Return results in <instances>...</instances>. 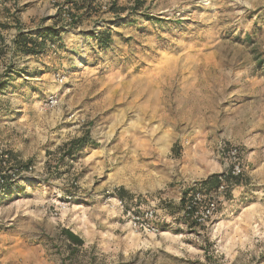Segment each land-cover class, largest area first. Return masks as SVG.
I'll use <instances>...</instances> for the list:
<instances>
[{
  "label": "rangeland",
  "instance_id": "rangeland-1",
  "mask_svg": "<svg viewBox=\"0 0 264 264\" xmlns=\"http://www.w3.org/2000/svg\"><path fill=\"white\" fill-rule=\"evenodd\" d=\"M0 2L13 18L21 10L22 30L47 19L67 30L60 48L20 58L14 20L0 21V146L36 165L0 199V264L264 258V63L254 53L264 60V0H114L107 11L83 0ZM232 149L239 185L206 228L188 225L181 199L225 172ZM118 190L156 210V233L122 218ZM62 229L83 244L70 252Z\"/></svg>",
  "mask_w": 264,
  "mask_h": 264
},
{
  "label": "built area",
  "instance_id": "built-area-1",
  "mask_svg": "<svg viewBox=\"0 0 264 264\" xmlns=\"http://www.w3.org/2000/svg\"><path fill=\"white\" fill-rule=\"evenodd\" d=\"M87 3L96 4L100 11H107L114 0H83ZM66 8V7H65ZM59 16L63 24H70L72 17L64 10ZM58 28V25H56ZM59 77V76H58ZM54 103L52 97L46 102L45 106ZM230 164L225 172L220 173L219 184L216 189L205 192L199 188L189 191L185 196L184 207L181 210V216L185 220L193 223L197 228H206L219 213L220 203L223 202V195L227 192H233L239 185L232 181L225 180V175L230 173L232 176L242 177V167L239 163L238 154L235 149L227 152ZM36 173L35 164H24L19 158L13 157L6 148L0 146V191L5 186L13 185L21 176L31 177ZM113 207L117 208L128 224L141 233H156L158 231L157 212L147 205L134 201H128L124 197L114 196Z\"/></svg>",
  "mask_w": 264,
  "mask_h": 264
},
{
  "label": "trees",
  "instance_id": "trees-1",
  "mask_svg": "<svg viewBox=\"0 0 264 264\" xmlns=\"http://www.w3.org/2000/svg\"><path fill=\"white\" fill-rule=\"evenodd\" d=\"M60 31L61 29L57 28L56 26H45L44 28H41V30L35 33L22 30L21 28V31H18V33H16L15 37L12 40L13 47L18 53H21V55H29L33 57H37V55L43 52H47V51L53 52L54 49L60 48L62 45V38H61ZM108 38L109 36L106 33H103L101 35L97 34V41L102 48H107L108 42H109ZM254 53H255V60L257 61V63L259 65L263 64L264 60L260 58L258 53L256 52ZM1 88H2V84H0V89ZM83 145H85V142H84L83 136H81L74 140H71L69 144L67 145V150L70 153L76 152ZM220 175H221L220 173H213L207 176L205 179L194 183L190 191L194 190L195 188H199L201 190H204L205 192H210V191L215 190L217 185L220 182L219 180ZM225 180L232 181L235 184H238L240 182L239 178L232 176L230 173L225 175ZM13 187L14 185L5 186L0 191V199L2 197H6L7 193H9V191ZM117 195L118 197H121V198L124 197L122 195V191L120 190H118ZM182 201L183 203H181V210L184 207L185 197L181 199V202ZM181 217L184 219L183 216ZM188 225H193V223L190 222V224ZM61 233L65 236L69 245L70 246L72 245L70 252L74 250V247L80 246L83 244V240L78 235L71 232L70 230L62 229Z\"/></svg>",
  "mask_w": 264,
  "mask_h": 264
},
{
  "label": "crops",
  "instance_id": "crops-1",
  "mask_svg": "<svg viewBox=\"0 0 264 264\" xmlns=\"http://www.w3.org/2000/svg\"><path fill=\"white\" fill-rule=\"evenodd\" d=\"M7 8L5 7V4L3 3V2H0V21H1V24L2 25H5L6 23H4V21H8L10 18L11 19H13L14 20V22H13V24H14V31H15V34L14 35H16V33H18V31H21V27H19V26H21V10H20V16L18 17L17 16V18H13V17H11V14H9L7 11ZM26 18L25 19H29V17L28 16H25ZM49 19H47L45 22H44V26L41 24L40 26H37L36 28H35V30L33 29H30L29 31L30 32H33V33H35V32H37V31H39V30H41V28H44L45 26H52V25H48V24H46L47 23V21H48ZM9 25V24H8ZM61 30H63L62 31V34H66V32H67V30H66V27H61ZM16 55L17 56H20V58H21V56L22 57H33V56H29V55H21V53H18V52H16ZM9 57H11V56H8L7 55V58H9ZM34 58V57H33ZM11 62V58H10V60H9V63ZM0 78H2L1 80H0V84H3V77H0ZM9 81L7 82L8 83V85H10V83H13V80H11L10 78L8 79ZM249 263L250 264H262V263H264V258H262V259H258V258H251L250 259V261H249Z\"/></svg>",
  "mask_w": 264,
  "mask_h": 264
}]
</instances>
